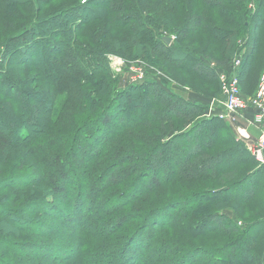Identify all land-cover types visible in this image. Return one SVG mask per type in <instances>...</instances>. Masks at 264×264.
Instances as JSON below:
<instances>
[{
    "label": "trees",
    "instance_id": "obj_1",
    "mask_svg": "<svg viewBox=\"0 0 264 264\" xmlns=\"http://www.w3.org/2000/svg\"><path fill=\"white\" fill-rule=\"evenodd\" d=\"M2 1L3 11L10 18L18 20L15 11L21 6H30L28 12H32L31 20L27 21V25L32 28L17 31L18 37H15L16 43L11 50L24 54L29 49L36 51L40 46L43 50L48 49L49 56L55 62V55L61 52L58 59L61 68L57 71L50 67L54 70V80L60 87L54 96L42 95V100H36L32 95L34 93L25 91L23 98H20L23 102L20 111L11 102L0 100V117H5V111H9L7 118L11 121L7 132L3 124H0V159L4 164L9 160L14 162L10 159L12 156H25L23 148L27 147L21 148L17 142L21 145H32L34 138L38 140L45 134L49 124H58L60 130L73 126L76 134L73 138L74 146L68 155L70 162L65 169L62 166L63 169L51 170L50 167L40 165V173L35 174L37 178L33 183V187L37 186L40 191L31 187L32 183L27 175L2 180L1 183H8L6 188L11 194L17 192L16 196L21 195L25 203H32L29 205V212H22L19 219L0 218V238L6 240L2 244L10 246L7 254L0 253L6 254L2 255V258H6L0 260V264H21L22 261L25 262L23 264H57L58 260H67L76 252L83 256L89 254L88 257L84 256L82 264H157L159 258L163 264H264V255L255 252L264 235V219L245 222L244 226H239L220 211L225 204L242 207L256 204L257 197L264 195V192L258 195L264 176L260 169H256L255 165L253 167L251 161L259 167L264 166L251 157L245 146L234 138L227 145L222 144L217 129L219 126H216L218 119L212 117L199 120L200 106L180 98L178 94L176 97L167 94L161 84L154 82L133 83L124 91H115L113 81L109 80L108 69L99 66V62L105 61L108 53L125 57L120 48L127 45L135 47L145 55H149L152 50L153 53L169 55L172 62L189 61L197 75L207 81L216 79L217 72L211 67V63L214 62L215 67L221 68L229 66L239 56L234 47L239 29L245 30L250 25L246 21L247 17H252L251 24L254 25L250 30L253 32L264 25V0H256L253 14L246 9L247 4L253 0H197L203 9H192L188 5L187 13L183 16V26L174 29V40L177 43L173 45H167L163 41V34L159 32L166 27L161 24L165 16L162 7L157 8L158 11L151 15L147 12L149 6L143 0H95L96 3L90 9L83 8L78 3H69L68 10H64L61 17L71 27L64 33L66 41L58 46L49 38L42 39L41 34L36 32L38 26L43 25L50 30V25L48 13L41 17L38 15L39 9H34V0ZM92 1L94 0L88 2ZM209 13L222 21L224 28L212 25ZM103 21L107 22L109 29L97 26L98 31L91 30L94 22ZM6 25L13 28L11 24ZM115 25L118 28L125 27V31L128 30L131 36L124 41L112 40V34L108 39L101 37V34L109 33L111 29L120 31ZM83 28L91 34L94 43L89 46L88 57L80 60L77 53L82 48L80 39ZM195 31L205 33L220 46L221 61L192 51V47L186 42L189 34ZM257 40L254 35L249 52L251 55H254ZM248 41L249 39L244 44L247 49L245 57L249 54ZM22 61L25 62L27 70L32 68L27 66L30 60ZM43 62L40 54L32 65L42 74L45 73ZM74 65L81 70L74 72ZM47 66L49 65L46 64ZM244 66L241 59L237 76L239 84ZM255 67L260 71L258 63ZM66 73L71 76L68 81V76L64 79ZM56 95H62L60 105L56 102ZM154 104L156 107L151 106ZM17 121L21 122L20 126H17ZM178 121L194 123V129L162 142L170 130L174 129L173 123ZM209 127L213 129L210 131L207 129ZM22 131L27 133L25 144L22 142L25 138L22 139L20 135ZM205 131L208 141L202 143L200 135ZM88 138L90 142L84 141ZM130 142L133 143L132 148H129ZM78 143L80 144L77 146ZM222 146L225 148L209 153L210 150ZM77 152L82 157L76 165L71 166ZM173 152L179 158L174 157L175 161L171 166L168 165V160ZM234 155L237 159H234ZM103 159L109 168L106 172L103 171L102 176H96L95 173L101 170L100 162ZM20 164L17 170L21 172L24 168L23 161ZM222 164L224 167H219ZM68 166L70 171L80 170L83 175L75 181H69L65 174L68 173ZM251 166L253 170L240 175L242 168ZM70 175L72 174L69 172V177ZM130 176L134 177V181L124 192L117 191L108 196L102 194L107 189L120 188L121 183ZM199 178L202 183L206 180L209 185L217 186L197 193L186 192L172 197L171 200L164 198L165 201L159 204L149 198L153 194V197L156 196V191L160 188L174 184L178 179L188 182ZM11 181L14 183H10ZM65 185L66 188L63 187ZM60 197L69 202L68 217L63 214L66 208ZM85 200L89 201L88 210L91 209V214L87 217H83ZM41 207L48 210L46 214H43V209L38 211ZM207 208L209 209L205 210ZM261 210V214H264L263 207ZM30 213L34 216L30 217ZM114 213L119 214L118 218L103 226L107 217ZM56 214L63 215L62 222H73L78 226L77 235L80 236L69 245L74 249L70 252L71 255L60 256L54 260L36 258V253L46 255L47 251H61L62 247L53 248L48 245L43 254L40 252L42 244L24 242L16 245L15 241L11 242L8 238H16L18 233L22 238H32L38 234L48 238V234H42V231L38 232L30 227L35 225L37 228L44 226L45 229H58L56 221L51 220ZM35 215L41 217L35 219ZM39 221H42L41 225ZM215 234L218 235L214 241L216 246L192 245V242H200L201 239ZM31 247L32 250L28 249Z\"/></svg>",
    "mask_w": 264,
    "mask_h": 264
},
{
    "label": "rangeland",
    "instance_id": "obj_2",
    "mask_svg": "<svg viewBox=\"0 0 264 264\" xmlns=\"http://www.w3.org/2000/svg\"><path fill=\"white\" fill-rule=\"evenodd\" d=\"M87 1V3H86ZM89 0H34V9H39L38 15L42 17L43 14L48 13L47 17L48 23L50 25V30H47L43 25L38 26L36 29V32L41 34L40 36L42 39L49 38L51 41H53L56 46L58 44H61L62 42L66 41V37L64 35L65 31L67 29H70L71 24H66L64 19L61 17L63 15L64 10H68V4H79L83 8L87 7L90 9L93 7V4L96 3L95 0L92 2H88ZM147 3L149 8L147 9L148 14L151 13V15H154L157 10V8H163V12H165V16L161 21V24L166 26L163 27L164 29L159 30L160 33L163 34V38H170L171 42L167 45H173L176 44L175 39V33L174 29L178 27H182L184 24L183 16L185 12L187 13L188 5L190 4V7L192 9H203L202 5L197 0H143ZM252 1V0H251ZM256 0H253L252 2L247 4L246 9L253 14L256 4ZM91 5H90V4ZM257 3V2H256ZM3 1L0 0V100H6L11 102L17 111H20L21 105H23V102L20 101V98H23V93L25 91H30L36 100H42V95L47 96H54L56 94V91L60 89V87L57 85V83L54 80V70L51 68H55L57 71L61 68L60 62L58 59L61 57V52H59L58 55H55L56 62L54 61L53 57L49 56L48 49H42L40 46H38L37 50L34 51L32 49L27 50L24 54H21L20 51L16 50L13 51L11 49L12 45L16 43L15 37L17 35V31L24 30L26 28H32V26L27 25V21L31 20V13L28 12L30 6L20 7L18 10L15 11V16L18 20L14 18H10V15H7L4 13L2 8ZM90 5V6H89ZM160 5V6H159ZM187 5V6H186ZM89 6V7H88ZM159 6V7H158ZM178 6L180 8L178 9ZM186 6V7H185ZM144 12V11H143ZM145 13V12H144ZM147 14V13H146ZM147 16H150L148 15ZM211 24L218 26L220 28H224L222 21H219L218 18L212 13H209ZM57 20L56 22H54ZM254 20V19H253ZM246 21L248 24H250L245 30L239 29V36L236 38V46L234 47V50L239 55L238 57H235L234 59H241L244 62V73L240 77V84H241V94L246 99H250L255 97V93L258 89V85L260 83V77L264 71V25L258 28L255 32H253L251 29H253V25L251 24L252 17H247ZM48 23H45V25H48ZM6 24H11L13 28L7 27ZM97 26H102L105 29H109V25L107 22L103 21L101 23L94 22L91 26V30L96 32L98 31ZM116 28H118V25H115ZM241 27V26H240ZM125 27L118 28L120 31L112 30L108 33L105 32L104 34H101V37L104 39H108L109 36L112 34V40H118V41H124L125 39L129 38L131 34L129 35L128 30L125 31ZM123 29V30H121ZM55 30V32L53 31ZM61 32V33H60ZM256 35L258 40L256 41V49L254 50V55L251 52L250 46L253 43V36ZM247 48L248 51V57H245L247 49L244 47V44L246 43V40H248ZM81 41V49L77 53V57L82 60L88 57L89 52V46L90 44L94 43L93 37L91 34L83 28L82 30V37L80 39ZM92 41V42H91ZM228 42H231L229 40ZM188 45L192 47L193 52H197L200 56L208 57L209 59L212 58L213 60H219L221 61V53H220V46L215 44L209 37L205 35V33H190L188 41L186 42ZM259 46V48H258ZM142 48V45H141ZM140 48V49H141ZM93 49V47H91ZM123 50L122 55L125 57H121L119 55H115L112 53H108L106 56L105 61L99 62V66L102 68L108 69L109 72V80L113 81V90L118 91H124L127 89L131 84L133 83H156L161 84L163 90L169 95H174L176 97L180 95V98H184L186 101L198 105L201 107L199 120L204 119H211L217 118L218 124L216 126H219L217 129H219L218 133L221 137L222 144L227 145L229 141L236 140L239 142V144H243L245 146V149L248 151V153L252 156L250 151L248 150V145H251L255 143L254 139L249 137V140L240 138V136L237 133V129H244L246 133L249 134V128L251 129H258V132L264 131V126L262 127H253L247 124V122L243 119V116L249 117L254 114L253 110H248L246 108L243 113L241 114V117L235 116L236 120L230 122H225L223 120H220L218 117H216L214 111H210L209 107L213 100H220L221 97V76H229L233 74V68L227 65L225 67H215V63H211V67L215 68L217 72L216 79H211L210 81H207L203 79L201 76L197 75L195 71L192 69L193 65L189 63V61L182 60L181 62H172L171 58H169V55L163 54V53H153L154 50L149 52V55H145L141 53V51L137 50L135 47H128L127 45L120 48V50ZM138 51V52H137ZM222 51V50H221ZM120 52V51H119ZM42 54L43 56V67L45 68V73L42 74L39 71H37L34 66L35 58ZM26 56V57H25ZM30 60L28 63V67L30 70H27L25 67V62L22 60ZM233 59V60H234ZM205 60V58H204ZM232 60V61H233ZM209 62V60H206ZM46 62V63H45ZM258 63L261 67L260 71L256 70L255 64ZM46 64L49 66L46 67ZM262 64V65H261ZM123 66V67H120ZM51 67V68H50ZM259 67V66H258ZM74 72L81 70L77 65L73 66ZM239 69H237L236 73L237 76H239ZM142 72V73H141ZM140 76V78L136 81H133V79L137 76ZM65 78H67V81L69 80V74L66 73ZM29 84H28V83ZM219 92V93H218ZM246 95V96H245ZM253 95V96H252ZM19 96V97H18ZM248 96V97H247ZM56 102L58 105L62 103V95H56ZM152 107H156V105H151ZM216 107V106H215ZM127 111V110H126ZM129 111V109H128ZM218 114L222 113L224 114V111L221 108H216L215 110ZM9 113V111H5ZM7 113L5 114V117H0V124L4 126L6 132L8 131V126L11 121L7 118ZM17 113V112H15ZM28 117V114L26 115ZM215 121V120H213ZM18 125L20 126L21 122L17 121ZM174 129L170 130L171 132L162 139V142L169 140L170 138H173L177 135H184L185 132L192 131L194 129V123H182V122H174ZM156 126V125H154ZM153 126V127H154ZM58 124H49L46 126V132L43 134V136L39 137L38 140L33 139L32 145H21L19 142H17V145L19 147H27L31 152H29L26 148H23L26 155H16L12 156V159L14 162H10V160L3 164V161L0 159V188L3 190L0 191V218L1 219H19L21 217L22 212H29L28 208L29 205L32 202H24V198H21V195L18 197L16 196V193L11 194L9 189L6 188L8 185L7 182H2L3 179L9 178V177H22V176H29V181L32 183L31 187L35 188V190L40 191L37 189L38 187H33V183L35 178L37 176L36 173H40V165L44 167H50L51 170L54 168L56 169H64L66 168V165L68 162H70V159L68 157L71 148L74 146L73 138L75 136V130H73V126L65 127L64 129H58ZM22 129V128H21ZM210 131L213 128H207ZM214 129V130H217ZM145 128L143 129V131ZM213 130V132H214ZM134 131V130H133ZM139 131V130H137ZM136 131V132H137ZM15 134V132H12ZM207 131L201 133L200 139L202 143L207 142ZM262 133V132H261ZM20 135L22 139L25 138L24 141H22L24 144L26 143V137L27 133L24 131L20 132ZM57 135V136H56ZM56 136L53 139H50V137ZM16 137V135H15ZM38 137V136H37ZM84 140V139H83ZM84 141L90 142V138L85 139ZM81 143V142H80ZM78 143L77 146L80 144ZM84 145V143H83ZM133 143H129V148H132ZM141 147V145H140ZM181 147H184L181 145ZM222 147H216L213 150H210L209 153H213L214 150H219ZM28 153V154H27ZM82 153V152H81ZM22 156V157H21ZM18 157V158H17ZM82 157L79 152L76 153V156L74 159H72L71 166L76 165L77 161L80 160ZM87 157V156H86ZM174 157L179 158L175 155L173 152L172 157L168 160V165L171 164L173 166L174 164ZM234 159H237L236 155L233 156ZM103 159L101 163V170L97 171L95 174L96 176H102L103 171L105 172L108 170L109 166H107L106 162ZM232 160V159H231ZM5 161V159H4ZM23 161L24 168L20 172L17 170V168L20 167V162ZM233 161V160H232ZM253 162V167L255 165L256 169H260L262 172V176H264V168L259 167V165ZM34 165V167H33ZM69 167V166H68ZM219 167H224V165H220ZM253 167L250 168H242V170L239 172L242 176L245 172L248 170H253ZM68 173L65 172V174L68 175L69 181H75L77 178L79 179L82 174V171L76 170L75 172L70 171V167L67 168ZM259 170V171H260ZM69 172L72 174L69 177ZM53 175H55L53 172H51ZM240 176V177H241ZM204 178V177H203ZM134 181V177L130 176L125 181L121 183L120 188L118 189H107L106 191L102 192L104 196H108L114 192H124V190L132 185ZM262 189L258 193V195L262 192H264V180L262 181ZM10 183H14V181H11ZM214 185H209L208 181H203L201 178L199 180H191V181H181L177 180L176 183L171 184L165 188H160V190L156 191V196L153 197L149 196V198L155 203H162L164 202V198H167L171 200L172 197L185 194L187 193H197L200 192V190L203 189H209L214 188ZM4 187V188H3ZM66 188V185L63 186ZM41 189V188H40ZM101 191V190H99ZM181 191V192H180ZM46 192V191H45ZM48 194V192H47ZM87 195V194H86ZM165 195V196H163ZM46 196V195H45ZM89 197V195H87ZM47 197V196H46ZM87 197V198H88ZM86 198V200H87ZM91 198V197H90ZM89 198V199H90ZM5 199V200H2ZM61 202L64 205V208H66V212L63 214H66L68 217L70 214V205L68 201H64L62 197H60ZM84 202V214L83 217L89 216L91 214V209L88 210L90 207L89 201ZM34 202V201H33ZM264 195L260 194V197H257L256 204H252L249 206L248 204L246 206H240L237 204H225L222 205V209L220 211H223L222 214L226 215L228 218L234 220L237 225L244 226V223H250L253 221H256L258 219H264V214L262 213V207L264 209ZM139 206H141L139 204ZM43 209V214L47 213V209L45 208H39L38 211ZM209 208L205 209L208 210ZM264 212V211H263ZM31 214V213H30ZM24 215V214H23ZM27 215V213H26ZM33 217L34 214H31ZM119 214H111L105 222L103 223V226L113 221V219L118 218ZM63 215H57L53 217V219L56 221V224L58 229L55 227H51L50 229H45L44 226H38V228L35 225H31L30 229H34L38 232L42 231V234H48V238L44 237L42 235H36V237H20L19 233L18 236L15 238L8 237L11 242L16 243L18 245L19 243H28L31 244L32 242H35L42 247H40V252H44V248L48 245H52L53 248L61 246V251H47L46 255L37 254L36 258L40 259H48V260H54L59 258L60 256L66 257L67 254L71 255V253L74 251V249L69 246L72 245L74 240L80 236V234L77 235V227L76 223H64L62 222ZM41 216L35 215V219L40 218ZM28 218V217H27ZM99 218V217H98ZM111 218V219H110ZM31 219V218H29ZM48 219V218H45ZM45 219L43 221H45ZM38 221V220H37ZM40 225L42 224V221H39ZM78 223V222H77ZM65 225L62 229V226ZM78 225V224H77ZM13 226L16 227L14 224ZM17 228V227H16ZM89 228V227H88ZM15 230V229H14ZM167 235V234H165ZM218 235H211L207 238L201 239L200 242H192V245H200L206 247L210 245H215V239ZM64 238V239H63ZM90 237L87 238L89 240ZM59 240V241H55ZM94 240V239H92ZM3 241H6L4 238H0V253L7 251V248L10 247L9 245L2 244ZM218 244V243H217ZM68 245V246H67ZM67 246V247H65ZM216 246V245H215ZM213 246V247H215ZM19 250V248H17ZM33 249V247L28 248ZM71 252V253H70ZM258 254L262 253L264 255V235L259 241V246L256 249ZM20 253V251L18 252ZM139 253V250H138ZM7 254V253H6ZM2 254V255H6ZM21 254V253H20ZM76 254H79V256H76ZM76 254L72 255L71 258H68L67 260H58L57 264H82L84 260V256L88 257L89 254H85L84 256L81 255L79 252H76ZM2 255L0 254V260H2ZM64 261L63 263H61ZM103 262V261H102ZM106 262V261H105ZM159 262V263H158ZM157 264H163L164 262H161V259H158ZM25 262H21L23 264ZM104 263V262H103ZM7 264H13V263H7Z\"/></svg>",
    "mask_w": 264,
    "mask_h": 264
},
{
    "label": "built area",
    "instance_id": "obj_3",
    "mask_svg": "<svg viewBox=\"0 0 264 264\" xmlns=\"http://www.w3.org/2000/svg\"><path fill=\"white\" fill-rule=\"evenodd\" d=\"M233 68V74L229 76H221V99L213 100L210 104L209 110L215 112L216 117L225 122L235 121V116L241 117V114L245 112L244 110H253L254 114L249 117L243 116V119L248 125L253 127L264 126V71L260 77V83L258 89L255 93V97L246 99L241 94L240 84L237 77V69L240 66V59H234L229 65ZM228 66V67H229ZM123 67V66H120ZM142 73V72H141ZM140 78L138 75L133 79L136 81ZM216 106V107H215ZM216 108H221L224 114H218L215 110ZM237 133L240 138L249 140V135L244 129H237ZM248 150L260 165L264 166V132H262L257 138L256 142L248 145Z\"/></svg>",
    "mask_w": 264,
    "mask_h": 264
},
{
    "label": "crops",
    "instance_id": "obj_4",
    "mask_svg": "<svg viewBox=\"0 0 264 264\" xmlns=\"http://www.w3.org/2000/svg\"><path fill=\"white\" fill-rule=\"evenodd\" d=\"M250 130H249V137H251L252 139H254V141H256L257 140V138L259 137V135L261 134V132H264V131H260V133L258 132V129L256 128V129H251V128H249ZM246 132H248V131H246Z\"/></svg>",
    "mask_w": 264,
    "mask_h": 264
},
{
    "label": "water",
    "instance_id": "obj_5",
    "mask_svg": "<svg viewBox=\"0 0 264 264\" xmlns=\"http://www.w3.org/2000/svg\"><path fill=\"white\" fill-rule=\"evenodd\" d=\"M163 41L166 43V44H170L171 40L170 38H163Z\"/></svg>",
    "mask_w": 264,
    "mask_h": 264
}]
</instances>
